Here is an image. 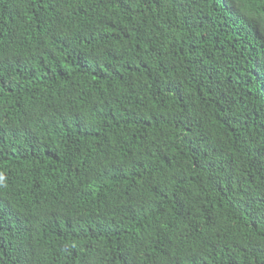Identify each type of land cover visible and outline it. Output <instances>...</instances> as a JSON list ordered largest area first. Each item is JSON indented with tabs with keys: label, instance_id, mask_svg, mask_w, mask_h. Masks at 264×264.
<instances>
[{
	"label": "trees",
	"instance_id": "trees-1",
	"mask_svg": "<svg viewBox=\"0 0 264 264\" xmlns=\"http://www.w3.org/2000/svg\"><path fill=\"white\" fill-rule=\"evenodd\" d=\"M0 264H264V0H0Z\"/></svg>",
	"mask_w": 264,
	"mask_h": 264
}]
</instances>
